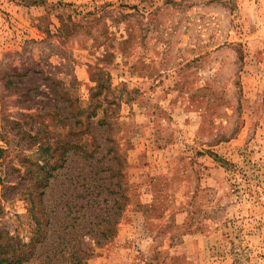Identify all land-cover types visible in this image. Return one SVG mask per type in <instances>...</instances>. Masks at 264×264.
Here are the masks:
<instances>
[{
  "label": "rangeland",
  "instance_id": "1",
  "mask_svg": "<svg viewBox=\"0 0 264 264\" xmlns=\"http://www.w3.org/2000/svg\"><path fill=\"white\" fill-rule=\"evenodd\" d=\"M38 62L83 109L93 80L117 103L90 150L115 142L127 201L83 264H264V0H0V229L15 249L36 228L23 166L43 160L17 91L44 88L14 76ZM72 158L64 202L71 170L91 166Z\"/></svg>",
  "mask_w": 264,
  "mask_h": 264
},
{
  "label": "trees",
  "instance_id": "2",
  "mask_svg": "<svg viewBox=\"0 0 264 264\" xmlns=\"http://www.w3.org/2000/svg\"><path fill=\"white\" fill-rule=\"evenodd\" d=\"M49 67L40 62L32 63L14 76L25 78L32 74L43 78L41 87L44 90L40 88L39 94H32L31 89L26 88L22 89H26V93L17 91L18 107L25 112L19 114L16 123L25 127L22 135L29 140V144H25L26 150H38L43 160L41 164L23 166L27 169L24 178L29 180V211L36 227L33 237L29 244H20L15 249L13 239L8 235L5 237L0 229V264H59L54 258L61 253L60 258L65 262L83 264L97 246L113 237L127 201L121 185L124 179L122 155L119 150H113L115 142L109 136L107 143L113 142L111 150H97L102 145L94 137V131L106 128L108 133L113 126V109L117 103L110 89L107 90L99 80H93L96 86L91 88V104L88 109H83L79 99L69 92L63 81L52 75ZM10 85L15 86L13 82ZM94 144L97 148L90 150ZM73 156L91 166L71 170V181L65 189L71 191V198L64 202L63 194L57 198L53 193H57V181L64 171L71 169L67 164L74 162ZM81 177L82 182L79 181ZM0 183L4 190L9 189L1 178ZM72 186H75L73 190ZM2 197L6 198V192ZM51 198L55 203L51 212H55L56 217L64 212L66 217L56 220L54 215H49L45 202ZM77 227L80 235L76 232Z\"/></svg>",
  "mask_w": 264,
  "mask_h": 264
}]
</instances>
